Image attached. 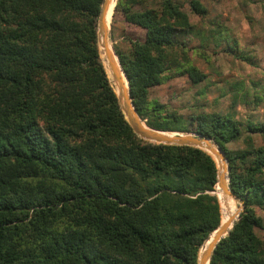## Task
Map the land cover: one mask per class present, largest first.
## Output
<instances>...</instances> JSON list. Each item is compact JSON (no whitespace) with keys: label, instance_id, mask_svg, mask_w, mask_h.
Instances as JSON below:
<instances>
[{"label":"trees","instance_id":"obj_1","mask_svg":"<svg viewBox=\"0 0 264 264\" xmlns=\"http://www.w3.org/2000/svg\"><path fill=\"white\" fill-rule=\"evenodd\" d=\"M102 2L0 0V264H197L230 217L212 156L143 140L125 119L97 44ZM114 3L107 20L122 34L111 45L138 116L214 142L243 202L209 264H264V122L150 98L174 75L203 79L178 37L194 27L184 5L204 17L202 0ZM242 89L233 104H250Z\"/></svg>","mask_w":264,"mask_h":264},{"label":"rangeland","instance_id":"obj_2","mask_svg":"<svg viewBox=\"0 0 264 264\" xmlns=\"http://www.w3.org/2000/svg\"><path fill=\"white\" fill-rule=\"evenodd\" d=\"M181 2L182 0H176ZM207 13L204 17L193 14L185 4L183 9L193 24L191 32L178 37L186 45L190 64L203 74V79L193 83L188 74L174 75L150 91V98L189 113L197 108L208 112L230 114L245 124L264 122V98L258 103L255 96H264V0H202ZM213 32V31H218ZM122 23L110 31V41L118 40ZM231 48L244 52L251 61L234 57ZM243 88L249 105L232 103L236 88ZM256 145H262L259 135H254ZM230 148L243 146L240 140L230 143ZM230 216L240 204L232 198H224ZM219 206H220V201ZM221 207V206H220ZM264 225V213L259 212ZM221 215V209H220ZM261 237L263 230L255 228Z\"/></svg>","mask_w":264,"mask_h":264},{"label":"water","instance_id":"obj_3","mask_svg":"<svg viewBox=\"0 0 264 264\" xmlns=\"http://www.w3.org/2000/svg\"><path fill=\"white\" fill-rule=\"evenodd\" d=\"M116 1V0H115ZM112 0H103L101 4L100 13L97 19V44L99 49L100 58L102 60L106 74L114 88L116 97L121 108V111L127 120L128 124L132 128L133 132L141 139L161 143V144H172V145H186L195 148H199L206 153H208L214 159L218 157L223 163L224 171L219 170V166L216 163V195L219 201L218 191H220L224 196L231 197L234 201H238L237 197L230 190L228 183V162L226 160L224 152L219 148L214 142L209 138L191 133H179L178 136L168 137L162 133L165 131L154 130L146 126V124L138 116L131 97L129 93V87L127 79L121 69L118 58L116 57L112 45L109 43L108 39V28L106 25L107 12L110 7ZM115 6V3H114ZM114 9V7H113ZM112 20V18H111ZM125 80V83H124ZM240 210H243V202H239ZM221 223L219 226L210 234L208 238H211L210 242L206 248L201 252L199 251L197 264H209V260L213 249L216 244L228 234V224ZM232 227V226H231Z\"/></svg>","mask_w":264,"mask_h":264},{"label":"bare ground","instance_id":"obj_4","mask_svg":"<svg viewBox=\"0 0 264 264\" xmlns=\"http://www.w3.org/2000/svg\"><path fill=\"white\" fill-rule=\"evenodd\" d=\"M113 7H114V5H113V0H112V2H111V4H110V7H109V9H108V12H107V15H108V13L111 11V18H112V12H113ZM106 25H107V28H108V39H109V43L111 44V41H110V37H109V32H110V28H111V20L110 21H108L107 20V17H106ZM124 83H125V80H124ZM163 135H165V136H168V137H174V136H178V135H168V134H164V133H162ZM215 158V160H216V163H217V165L219 166V170L220 171H224V168H223V165H224V163L217 157H214ZM223 195V194H222ZM224 196V195H223ZM224 198H231V197H227V196H224ZM234 201V200H233ZM239 209L234 213V214H232L228 219H227V221L226 222H224V223H229V221L231 220L232 222H230V224H228V230L231 228V224L233 223V221H234V219L235 218H237V213L239 212V210H240V207H238ZM210 240H211V238H209V241H208V243L210 242ZM208 245V244H207ZM206 245V246H207ZM206 247H202L201 248V252L205 249Z\"/></svg>","mask_w":264,"mask_h":264},{"label":"crops","instance_id":"obj_5","mask_svg":"<svg viewBox=\"0 0 264 264\" xmlns=\"http://www.w3.org/2000/svg\"><path fill=\"white\" fill-rule=\"evenodd\" d=\"M235 105V104H234Z\"/></svg>","mask_w":264,"mask_h":264}]
</instances>
